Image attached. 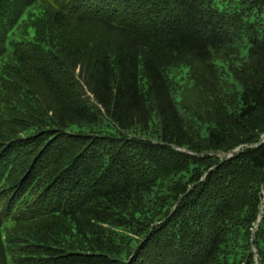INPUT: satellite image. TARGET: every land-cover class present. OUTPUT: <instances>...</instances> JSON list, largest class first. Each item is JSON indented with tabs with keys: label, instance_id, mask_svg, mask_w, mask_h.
Masks as SVG:
<instances>
[{
	"label": "trees",
	"instance_id": "obj_1",
	"mask_svg": "<svg viewBox=\"0 0 264 264\" xmlns=\"http://www.w3.org/2000/svg\"><path fill=\"white\" fill-rule=\"evenodd\" d=\"M263 137L264 0H0V264H264Z\"/></svg>",
	"mask_w": 264,
	"mask_h": 264
},
{
	"label": "rangeland",
	"instance_id": "obj_2",
	"mask_svg": "<svg viewBox=\"0 0 264 264\" xmlns=\"http://www.w3.org/2000/svg\"><path fill=\"white\" fill-rule=\"evenodd\" d=\"M98 1H99V0H98ZM116 1H119V0H116ZM118 3H120V2H118ZM78 72H79V71H78ZM78 72H77V73H78ZM85 91H87V87H86ZM88 93H89V92H88ZM89 96H90V95H89ZM209 155L217 156V157L219 158V160H221V161L227 160V159L229 158V156H230V154H226V153H224V152H218V153H216V152H212V153H209ZM263 209H264V188H263V191H262V208H261V215L263 214ZM261 218H262V216L259 218L258 222L255 224V230H256V228H258V225H259V223H260V221H261Z\"/></svg>",
	"mask_w": 264,
	"mask_h": 264
}]
</instances>
